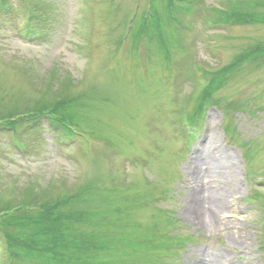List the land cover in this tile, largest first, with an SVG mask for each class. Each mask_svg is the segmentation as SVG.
I'll return each mask as SVG.
<instances>
[{
	"label": "rangeland",
	"instance_id": "1",
	"mask_svg": "<svg viewBox=\"0 0 264 264\" xmlns=\"http://www.w3.org/2000/svg\"><path fill=\"white\" fill-rule=\"evenodd\" d=\"M187 1L0 0V115L60 95L79 113L0 122V207L44 193L92 212L76 224L101 238L91 264H264V59L217 70L264 47V22L219 17L264 0ZM155 7L167 51L133 43ZM215 70L228 79L205 100Z\"/></svg>",
	"mask_w": 264,
	"mask_h": 264
},
{
	"label": "trees",
	"instance_id": "2",
	"mask_svg": "<svg viewBox=\"0 0 264 264\" xmlns=\"http://www.w3.org/2000/svg\"><path fill=\"white\" fill-rule=\"evenodd\" d=\"M168 3V7L173 8V0L168 2L164 0V4ZM154 7V6H153ZM175 7V6H174ZM165 10V8L163 9ZM169 10V9H168ZM219 21L221 23L233 20L248 19L251 22L261 21L264 22V16L252 13H232L225 11ZM170 21V20H169ZM148 24L141 23V27L135 30L133 35V43L137 44L141 41L144 34L150 37V40L156 41L160 46L167 51L170 49L169 37L164 30L163 16L159 9L155 7V15L153 19L147 22ZM144 28L151 31L156 28L157 32H144ZM145 36V35H144ZM166 38H168V46H166ZM153 43V42H152ZM134 49V45H133ZM168 55H170L167 52ZM264 59V47L260 46L255 50L250 51L245 59L248 60H261ZM169 59V57H167ZM225 71V72H224ZM222 74L226 76V70ZM208 86L204 89L201 98L204 99L211 97L220 87L225 84L227 78L217 81L214 75ZM72 82L69 81L71 86ZM55 100L48 104L36 106L29 112L41 114L44 111L49 115L54 116L63 124L71 127L70 124L78 126L79 113L76 107L77 98H69L67 95H60ZM204 99H198L197 105L201 110L205 105ZM17 113L10 115L3 114V119H14ZM78 119V120H77ZM14 122H17L14 120ZM28 200L27 203H18L14 205H5L0 207L2 211L0 215V232L2 233L6 249L10 258L11 264H25L26 259L37 257L36 260L39 264H88L91 261L89 254L90 239H87L80 231L76 224H84L89 222V213L87 211L78 210L77 208H67L65 202L57 200H46L43 198V203L39 208H26L25 205H32L35 201ZM74 202V198L71 199ZM67 208V209H66ZM26 260V261H25ZM35 263V262H34Z\"/></svg>",
	"mask_w": 264,
	"mask_h": 264
},
{
	"label": "bare ground",
	"instance_id": "3",
	"mask_svg": "<svg viewBox=\"0 0 264 264\" xmlns=\"http://www.w3.org/2000/svg\"><path fill=\"white\" fill-rule=\"evenodd\" d=\"M224 193H228V190H225L224 191ZM198 199V198H197ZM200 203V202H199ZM220 204H222L221 206H217L218 208H224V207H226V204H224L223 202L222 203H220ZM202 211V210H201Z\"/></svg>",
	"mask_w": 264,
	"mask_h": 264
}]
</instances>
